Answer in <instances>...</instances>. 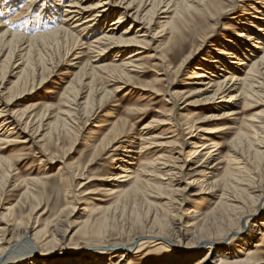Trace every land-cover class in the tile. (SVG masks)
I'll return each instance as SVG.
<instances>
[{"label": "bare ground", "instance_id": "obj_1", "mask_svg": "<svg viewBox=\"0 0 264 264\" xmlns=\"http://www.w3.org/2000/svg\"><path fill=\"white\" fill-rule=\"evenodd\" d=\"M51 1L53 4L50 0H13L6 6L8 11L0 12V143L25 144L33 139L41 158L50 164L62 163L60 158L64 160L72 152L86 124L108 107L115 95L128 87L136 88L133 74L141 73L140 62L146 54L158 68L148 83L152 87L149 93L159 96L162 88L158 86L165 83V99L171 107L166 120L149 122L145 128L168 125L170 140L158 146H169L170 150L137 166L132 144L121 149L127 142L126 119L94 125L110 127L91 144L84 142L87 163L80 169L62 163L64 166L57 169L61 187L71 200L60 212L67 213L74 198L69 190L71 181L76 182L74 187L83 188L94 180L84 177L88 166L117 144L114 151L123 150L122 157L113 158L117 172L99 179L109 183L98 189L107 199H94L107 205L81 200L82 215L93 216L90 224L88 219L70 225L65 217L64 225L59 221L51 229L48 225L39 228V217H35L39 207L32 204L38 195L36 187H24L17 201L0 212V264H33L42 256L36 239L44 234H49L51 242L59 236L56 240L78 239L82 246L68 249L66 258L59 262L40 264H124L128 258V264H134L143 263V257L150 255L159 262L143 264H212L211 255L221 244L226 248L216 250V264H264V112L253 114L237 126L253 101L264 104V0H251L253 3L247 6L253 13L243 10L234 22L239 26L237 35L233 33L236 39L233 34L223 35L213 54L200 59L204 64L189 71L183 88L177 87L179 74L211 37L201 34L199 44L184 45L192 19L201 23L226 19L237 13L238 2L249 0H230V4L228 0H179L174 5L170 0ZM22 2L26 3L23 8ZM38 6L35 25L17 23L31 15L13 20L15 14L34 12ZM6 12L11 14L7 16ZM125 18L131 20L127 28H123ZM108 20L106 28L98 26ZM88 53L95 56L84 59ZM107 53L114 54L110 63L102 62ZM64 65L76 72L56 105L35 102L14 109ZM201 95L198 100L191 99ZM195 106L201 108L199 117ZM19 127L21 134L14 133ZM178 131L183 138L176 134ZM231 133L226 143L229 153L224 156L218 138ZM22 134L27 136L20 137ZM135 139L141 142L139 151L146 156L156 146L148 133ZM183 148H188L186 156ZM14 170L9 159L0 157V203ZM50 178L46 174L36 180L43 184ZM18 180L13 179L11 185L25 184ZM188 187L197 189V196L204 201H197L189 211L178 215L179 209L175 213L173 204L183 206L187 201L183 191ZM148 192L166 201L153 205L147 200ZM178 195L179 200L175 198ZM208 197L217 200L203 209L205 200L211 201ZM78 213L69 212L67 216ZM126 213L131 216L129 225L125 223ZM171 238L186 242L180 254L173 251L177 247ZM82 251L88 252L89 258L81 255ZM169 253L168 259L161 261Z\"/></svg>", "mask_w": 264, "mask_h": 264}, {"label": "rangeland", "instance_id": "obj_2", "mask_svg": "<svg viewBox=\"0 0 264 264\" xmlns=\"http://www.w3.org/2000/svg\"><path fill=\"white\" fill-rule=\"evenodd\" d=\"M23 1V0H22ZM41 1V0H39ZM173 1V5L176 4L177 2H180L179 0H170ZM185 1V0H182ZM256 1V0H253ZM13 0H1L0 2V12L3 13V11H8L6 6H9ZM52 1L50 0V4ZM230 0H228L227 4H230ZM23 3V4H22ZM21 6H25V2H22ZM253 3L251 0L245 1V2H238L237 3V13L229 15L228 18L226 19H217L215 18L213 21L209 22H204L201 23L198 21H195L192 19L191 22V27L190 31L185 33L186 38L182 41V43H185L184 45L191 46L193 44H199L200 38L198 36H201V34L205 35H211L210 39L204 43L203 46H201V49L199 52L191 59V61L186 65L185 68L182 69V72L179 74L177 78V87L183 88V83H185L187 80V75L189 74V71L193 69V67L197 64L201 65L204 64L200 59H202L203 56H207L209 53H212V50L214 49V46L217 45L218 42L223 41L222 36H231L234 32L237 35V31H239V26L236 23L234 25L235 20L238 18L240 14H242V11L248 12L249 14L253 13V10L250 9L247 5ZM91 4V3H90ZM94 4V3H92ZM42 5V2L40 3ZM20 6V7H21ZM259 7L258 5H255ZM5 8V9H3ZM62 10V9H60ZM25 12V11H24ZM39 12V6L34 9V12H28V13H23L20 14L21 16H16L15 14L13 16V20H16L17 17H22L26 15H31V17L27 18L29 19V22L27 24L26 20H20L17 21V23L21 25H25L28 27L29 25H35V21H33L36 17V15ZM11 12H6V15H10ZM61 14V13H60ZM245 18H249V16H244ZM126 23L123 25V28H127L128 23L131 22L130 19L125 18ZM243 22L245 20H242ZM106 22V23H105ZM108 21H104L99 23L98 26L100 27H107ZM133 23L132 25H134ZM234 36V37H233ZM233 38L237 37L235 34L232 35ZM236 39V38H235ZM94 57L95 54H86L84 56V59L87 57ZM114 54L112 53H107L106 57L102 59V62H107L110 63L111 60L113 59ZM143 59L141 60V66H140V72L141 73H136L134 75V87L136 88H130L128 87L125 89V91L115 95L114 99L112 100L113 102H110L108 107L104 108L98 116H95L92 118L80 131V135L77 138V143L75 144L72 152L66 156V158L62 160V163L64 165H67L69 167H75V168H81L82 165H85L87 163V152L86 148L84 146V142L88 141V143H92L96 138H99L103 134L106 133V131L109 129L110 126H104L100 128H95L94 125L98 124H109L115 119H126L128 126H127V136L124 138L127 142L125 144H122L121 149H126L125 147H128L129 144H132L134 147V159L135 162L137 163V166L141 165L142 161H144L146 158H149L151 156H159V155H166V151H169L170 147L169 146H158L161 143H167L170 139H167L171 135H168L169 131H167L168 125H159L157 127L153 128H145L146 125L149 122L156 121L158 119H164L166 120L168 118V109L171 107L166 102L165 99V92L167 91V87L165 83H162L158 86V88H162L161 94L159 96L155 97L154 95H151L149 93V90H152V87L150 84H148L152 79L155 77V72L158 70V68L155 66V63L147 58V55H143ZM119 59V58H118ZM94 60V59H93ZM76 72L75 69L68 65L62 66V68L58 69L55 73H53L52 78L49 82H47L45 85L41 86V88L32 96H27L23 100H20V102L17 104V106L14 107V109H23L26 107L31 106L35 102H40V103H46V104H51V105H56L59 101V97L62 94L65 86L67 85L68 81L71 79L72 74ZM13 80V79H12ZM148 86V87H146ZM137 87L145 88L148 89L147 91L139 90ZM203 95L201 96H193V100H198L202 98ZM264 100V99H263ZM184 104V103H183ZM182 104V105H183ZM182 105H179V108L182 107ZM252 107L249 108L248 111H246L242 116H240L237 126L241 125L243 121H245L247 118H250L253 114L258 113L261 114L264 112V104L260 100H255L252 103ZM169 106V107H168ZM199 106H195L193 109H196V116L199 117L202 115V111L200 110L201 108H196ZM239 107H242L240 104ZM177 112V109L174 111V113ZM107 115L109 117L107 118ZM207 127H210L209 123L204 124ZM19 129V130H18ZM17 130L14 131L18 132V134H21V127H19ZM92 133V134H91ZM141 133H148L149 138H151L152 142H155L156 146L151 148L150 154L147 156L144 155L143 151H139L141 142L139 140H136L135 137L140 135ZM163 134V135H162ZM176 134L182 135L181 132H176ZM27 134H22L20 135L23 136ZM233 133L229 135L221 134V138H218V142L221 143L220 151L224 156L228 155L229 153V146L226 145L227 141L232 137ZM146 136V135H143ZM29 140V137H27ZM183 138V135H182ZM33 139H30V142H26L25 144H5V143H0V157L2 158H7L11 161V164L14 167L13 173L10 175L9 179V185L6 189V196L3 197L2 202L0 203V212L3 211V209L9 205L12 202H16L17 199L20 197V193L23 192V188L29 186H34L36 187L35 193L38 194L37 198L32 201V204L36 205L39 207V210L36 212L37 214L35 217H39V228H42L43 226L48 225V229H51L52 226L59 221H63L60 224L64 225L66 222L64 221L66 218V221L72 225L73 223L80 221V220H88L89 223L93 220V216H88V215H82L83 211L82 208L84 207V204H82V201L85 199L88 200V203H96V204H103L101 206L107 205V202H97L94 199L100 198V199H107L103 193L98 192V189H100L101 184L108 185L109 183H105L103 181H100L99 179L102 178L103 176H110V174H113L117 172L115 169V166L117 162L114 159L120 158L123 156V150H118L114 151V148L119 146L115 145L114 147L110 148L108 152L103 153L100 158L95 159V161L92 162L90 166H88V172H86L84 177H90L94 180L86 184L83 188H77L74 187L76 182L71 181L70 183V191L73 192L74 198L72 199V202L70 203V207H68V212L61 214L62 211L67 206V202L71 201L67 199L66 197V192L64 191V188L61 187L60 183V172H57V169L59 167H63L64 165L61 162H57L55 164H50L47 161H45L44 158H41L40 155L37 153L35 146L32 145ZM133 143H130V142ZM177 142V146L180 144L179 139ZM121 145V144H120ZM173 148V147H172ZM179 151L180 149H176ZM188 151V148H183L182 153L184 156H186ZM178 155L175 154L174 157H177ZM63 158V156H62ZM137 168V167H136ZM74 169V168H73ZM46 174H48L51 178L48 181H44L46 184H40L36 179H42ZM109 174V175H108ZM13 177V178H12ZM19 178L18 181H25V184L23 186H20L17 184V187H13L11 185L13 182H11L13 179ZM155 180V179H154ZM77 182H86L84 180H77ZM155 182V181H154ZM112 183V182H111ZM11 185V186H10ZM176 188V187H175ZM179 188H183V184L179 186ZM187 191H183V194L187 196V201L184 202L183 206L180 208L178 207L177 204H173V207H175L174 212H177L178 210V215L185 213L189 211L193 207V205L197 201H204L201 200L202 196H197V193L199 192L197 189H193L188 187ZM98 193H96V192ZM191 191V192H190ZM88 192L90 195H85ZM94 192V193H93ZM83 193V194H82ZM22 194V193H21ZM218 194V193H217ZM85 195V196H84ZM182 195V193H180ZM175 196L177 200H179V197ZM195 195V196H194ZM163 197L169 198L167 195H164ZM211 199L210 197H208ZM80 200V201H78ZM82 200V201H81ZM147 200L155 205V204H162L166 200H161L157 199L155 194H150L149 192L147 193ZM217 199H211L205 200L203 209L207 208L210 203L213 201L215 202ZM176 202V201H175ZM61 210V212H60ZM184 211V212H182ZM69 212H79L78 215L74 216H67ZM44 213V214H42ZM161 213V211H159ZM76 214V213H75ZM126 222L128 225L131 223V216L126 213L124 216ZM57 221V222H55ZM32 226H35V220L31 222ZM3 226L0 225V228ZM61 225L59 226L58 229L61 230ZM96 226L94 227V229ZM3 232V230H2ZM49 234H44V236H39L38 239H36L37 242V250L39 251L42 256L37 257L35 262L33 261V264H40L41 262H48L52 263L51 261L54 262H59L60 260H63L66 258L65 254L69 250H75L82 246L81 242H79L78 239L76 240H71V241H59L56 240L59 238L57 236L56 239H54V242H51V238L48 237ZM96 237V236H94ZM92 237V238H94ZM68 238V237H67ZM172 244H174L177 249H173V251L177 254H180V248L185 249L187 244L186 242H181L178 240H174L171 238ZM56 240V241H55ZM48 241V242H47ZM181 242V243H180ZM226 248L225 244H221L220 248H216L214 250V254H216V250L218 249H223ZM86 251V250H85ZM82 251L81 255H84L85 257H88V252ZM164 253V252H163ZM162 253V254H163ZM204 253H206L204 251ZM203 253V254H204ZM64 254V255H63ZM177 254H173L174 256H177ZM211 254V253H210ZM212 253L211 255V261L212 264H216L215 260V255ZM153 255L143 257V263H147V261H158L156 257H151ZM170 256V253L168 255H164L163 259L161 261L165 262L168 257ZM135 257V255L132 256V258ZM148 257H151V260H147ZM89 258V257H88ZM118 258H115L114 261H117ZM131 258H128L124 264H128V261ZM141 259V258H139ZM141 261H136L134 264H143ZM23 264H28V263H23Z\"/></svg>", "mask_w": 264, "mask_h": 264}]
</instances>
